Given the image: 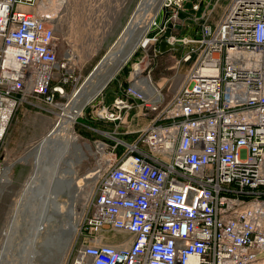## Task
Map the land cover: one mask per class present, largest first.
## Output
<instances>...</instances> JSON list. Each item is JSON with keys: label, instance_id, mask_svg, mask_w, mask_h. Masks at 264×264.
<instances>
[{"label": "built area", "instance_id": "2783aa9c", "mask_svg": "<svg viewBox=\"0 0 264 264\" xmlns=\"http://www.w3.org/2000/svg\"><path fill=\"white\" fill-rule=\"evenodd\" d=\"M188 1L164 0L175 13L162 31ZM205 1L201 35L170 37L191 44L172 96L133 72L100 108L122 120L139 105L151 121L132 141L98 140L84 226L95 234L72 264H264V0H229L213 24L219 0ZM59 3L0 0V148L29 97L53 104L80 83L76 52L61 56Z\"/></svg>", "mask_w": 264, "mask_h": 264}, {"label": "rangeland", "instance_id": "374dc122", "mask_svg": "<svg viewBox=\"0 0 264 264\" xmlns=\"http://www.w3.org/2000/svg\"><path fill=\"white\" fill-rule=\"evenodd\" d=\"M141 1L129 0L122 9L121 17L127 19V23L131 21ZM57 2L59 0H54V3ZM60 2V5L58 4L61 7L59 12L64 13V21L61 24L60 22L58 23V20L56 21L61 56L67 53L69 49H73L77 57V62L75 63L82 73V77L78 85H69V95L58 98L56 103L52 104L40 98L29 97L30 101L18 106L9 124L0 148V174L7 165L12 164L7 178L0 179V264H18L19 262L24 264L21 254L28 246V241L35 232L45 229L44 221L47 209L45 203L42 205L41 203L37 204L36 208L40 207L38 209V220L36 218L31 221V215L35 210L34 203L36 202L34 195L32 197V191L34 190L32 182H35L33 180L35 159L30 158L24 161V159H27L26 155L41 143L43 138L48 135L60 118L63 117L65 106L70 103L74 93L80 91L90 71L101 58L99 56L101 55L100 53L104 54L108 51L112 41V29L108 33L106 32L109 30L108 18L110 17V6L113 3L104 2L98 4L95 0L79 3L74 2V0H60ZM163 2L164 0H157L149 9L148 25L146 24L144 28L136 33V35L141 37V40L145 37L148 38L147 44H141V41H138L136 49L131 51L128 59L120 64L107 85L81 106L80 113H78L73 122V130L77 135V141L82 146L86 147L89 144L91 147L90 149H85L87 156L78 163L79 165H76L77 172L73 177L80 179L78 185L75 186L76 180L72 187L66 188L61 195L50 196V204L55 207L63 206L66 212L62 215L52 214L54 219L48 225L51 237L54 236L55 238L57 248L56 246L55 248L51 246V240H45L47 243L45 242L42 246L38 244L44 242L45 237L48 239L45 234V237L38 239L34 247V257L28 259L29 262L27 260L25 264H62L66 253L67 260L65 264H72L83 242L95 234H90L84 228L89 204L98 181V179L88 175L95 168V155L99 148L97 146L98 140L111 142L110 138L112 135H123L122 133L114 132V125L111 120L100 115L102 114L100 110L102 103H100L99 99L108 89V84L126 70H132L135 73V66L138 64L140 70L137 75L142 76L141 78H149L155 84L154 86L160 88L167 98H170L181 83L184 72L191 65V61H182L181 65L177 63V60L190 49L191 44L186 45L179 40H174V42L181 45L177 48L173 47L159 52L160 39L163 38L170 21L174 22L172 35L176 36V38L186 34L193 37L200 36L202 25L206 20L205 17H201L206 1L202 0L201 6L197 11L192 7L194 0H189L185 3V9H179L178 17L175 20L170 19L165 30L162 31L158 24L161 27L164 26L165 20L175 13L173 8L164 6ZM219 4L216 5L207 21L212 23V17L216 14V9L220 7ZM116 39L118 42L120 36ZM116 44L112 45L111 49ZM92 89L89 92L91 94L94 93V86ZM130 134L132 139L138 135V132H131ZM55 144L58 143L55 142L48 147V153L54 152ZM70 148L71 144H67L64 152L66 157H68L66 150ZM22 157L24 158L20 159ZM37 185H41L43 190L45 189L38 180L35 192L38 189ZM47 201L49 203V200ZM35 223L39 226H34ZM62 231L65 238L56 240ZM109 232L110 236L108 234L107 236L110 238L106 236L105 239L111 241L113 232L112 230ZM64 245L65 247L63 248L62 246Z\"/></svg>", "mask_w": 264, "mask_h": 264}, {"label": "bare ground", "instance_id": "6f19581e", "mask_svg": "<svg viewBox=\"0 0 264 264\" xmlns=\"http://www.w3.org/2000/svg\"><path fill=\"white\" fill-rule=\"evenodd\" d=\"M156 1L157 0L141 1L140 5L134 12L135 14L131 18L128 28L122 32L116 46L110 50L108 56L104 60L103 64L100 66L99 70L95 72L91 77L87 78L86 82L83 84L81 88L82 90L80 89V91H76L74 93V95L71 97L70 103L67 104L64 108L63 117L60 118L58 123H56V125L48 133V135L45 138H43L41 143L38 146H36L33 151L29 152L28 155H26L27 159H24V161L30 158L35 159L34 160L35 173H33L34 175L33 180H35V182H32L34 185V190L32 191V197L34 195V198H36L35 200L36 202L35 203L32 202L35 204V208H34L35 210L34 213L31 215V221L32 220L34 221L36 218L38 220L37 217L38 209L40 207L36 208L37 204L41 203L42 205L45 203L47 209H46V218L44 221L45 229H43L42 231L38 230L37 232H35L28 241L27 243L28 246H26L24 252L22 251L23 253L21 255L24 264L25 262H27L28 259L30 258L32 259L34 257V253H33L34 247L37 244V241L38 239H40V237L48 236V239H46L45 237L44 242H40L38 244L42 246L46 241L51 240L52 241V242L50 241L52 243L51 246L55 248L56 246V242L54 240L55 238L54 236L51 237L48 225L54 219V216L52 214L62 215L66 212L64 211L65 208L63 206L55 207L53 204H50L51 202L50 196L55 197L57 194L61 195V193L65 191L66 188H69L70 186L72 187V185L75 183L76 180L77 183L75 184V186L78 185L80 179H78L77 177L75 178L73 177L77 172L76 165L87 156L85 149L86 148L90 149L91 147L89 144H87L86 147H84L77 141L78 139L77 135L73 130V122L77 117L78 113H80L81 106L85 103V101L93 98L103 88L109 77L112 76L113 73L119 68L120 64L129 57L131 51L136 49L138 41H141V44H147V42L149 41L148 38L145 37L144 39L142 38L141 40L140 39L141 37L136 35V33L146 26L149 9L156 3ZM139 70H140V66L137 64L135 66V74H137ZM104 74L107 75L104 78H102ZM141 80L142 83L146 85L148 88H150L153 91L156 90V87L152 84L149 78L144 77L141 78ZM93 86H94V93L91 94L89 92L90 90H93L92 89ZM55 142H57L58 144H55L56 148H54V152L48 153L47 152L48 147ZM67 144H71V148L66 150V152L68 153V157H66V153H64ZM99 145L103 146L104 143L100 142ZM24 157L20 159H23ZM11 168H12V164L7 165L4 168L3 172L0 174V179L7 178V176L10 174ZM88 176H91L94 179H98L99 173L96 169H93L89 172ZM38 180L42 183L45 189L43 190L41 185H37L38 189L35 192V187ZM47 200H49V203ZM44 214H45V208H44ZM34 226L38 227L39 225L35 223ZM63 231L62 233H60L59 237L56 240H59L60 238L61 239L65 238ZM65 245L62 247L64 248ZM66 260H67V253L64 256L62 264H65ZM18 264H20V262Z\"/></svg>", "mask_w": 264, "mask_h": 264}, {"label": "crops", "instance_id": "0c3cea01", "mask_svg": "<svg viewBox=\"0 0 264 264\" xmlns=\"http://www.w3.org/2000/svg\"><path fill=\"white\" fill-rule=\"evenodd\" d=\"M83 1H87V0H74V2L76 3L83 2ZM88 1L90 2V0ZM128 1L129 0H95V2L98 4H102L104 2H110L111 4L113 3V5L110 6V17L108 18L109 30H107L106 32L108 33V31L112 29V37H111L112 41L110 43L111 45H109L110 46L109 48H111V46L117 40L116 38H118V36L121 35L125 26L127 25L126 24L127 19L122 18L121 13H122V9L124 8V6L127 4ZM227 2L228 1L225 2V0H219L220 7L216 9V14L213 15L212 17L213 18L212 23H215L217 19L220 17ZM60 16L62 17V19ZM63 16H64V13L60 12L58 16V23L60 22L61 24L62 21H64ZM100 54L101 55L99 56L102 57L103 53H100ZM132 76H133L132 70H126L125 72L121 73L119 76H116L115 79H113L108 84L109 85L108 89L106 90L104 95H102V97L99 99L100 103H102V106L107 105V106L112 107L114 98L119 93L123 92V89L130 83ZM140 113H141V107L139 105H136L131 110H124L122 120L121 119L111 120V122L114 125V129H113L114 132L123 134V135H117V136L123 138L124 140L132 141L135 137L131 139L130 133L131 132L137 133V131L140 128L146 126L151 121V117L141 116ZM110 139H111V142L109 143L113 144L115 142V139L113 137H111ZM120 148H122V146H120ZM120 236L121 235L118 233H113L111 241L116 242Z\"/></svg>", "mask_w": 264, "mask_h": 264}, {"label": "water", "instance_id": "95a60500", "mask_svg": "<svg viewBox=\"0 0 264 264\" xmlns=\"http://www.w3.org/2000/svg\"><path fill=\"white\" fill-rule=\"evenodd\" d=\"M130 21L127 23V25L125 26L124 30H126L128 28V25H129ZM173 27H174V22L173 21H170L168 23V26L163 34V38L160 39V50L159 52H163V51H166L168 50L169 48H177L179 47L181 44L180 43H177V42H174L170 39L171 35H172V30H173ZM123 30V31H124ZM117 42V40L114 42L113 45H115ZM111 48L108 49V51H106L103 56L99 59V61L95 64V66L93 67V69L90 71L89 75L87 78L91 77L95 72H97L100 68V66L103 64L104 60L106 59V57L108 56V53L110 52ZM128 59V58H127ZM126 59V60H127ZM125 60V61H126ZM124 61V62H125ZM114 74V73H113ZM107 74H104L102 78H104ZM113 75L109 77V79L107 80L106 84L103 86V88L107 85V83L112 79ZM80 88V87H79ZM102 88V89H103ZM101 89V90H102Z\"/></svg>", "mask_w": 264, "mask_h": 264}]
</instances>
